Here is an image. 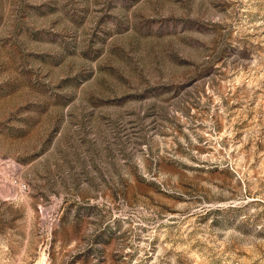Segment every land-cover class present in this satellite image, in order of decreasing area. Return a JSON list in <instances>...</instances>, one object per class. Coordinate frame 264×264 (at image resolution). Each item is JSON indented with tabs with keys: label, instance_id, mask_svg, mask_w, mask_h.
Wrapping results in <instances>:
<instances>
[{
	"label": "rangeland",
	"instance_id": "obj_1",
	"mask_svg": "<svg viewBox=\"0 0 264 264\" xmlns=\"http://www.w3.org/2000/svg\"><path fill=\"white\" fill-rule=\"evenodd\" d=\"M0 264H264V0H0Z\"/></svg>",
	"mask_w": 264,
	"mask_h": 264
},
{
	"label": "built area",
	"instance_id": "obj_2",
	"mask_svg": "<svg viewBox=\"0 0 264 264\" xmlns=\"http://www.w3.org/2000/svg\"><path fill=\"white\" fill-rule=\"evenodd\" d=\"M18 188L19 189H23L24 188V185L23 184H19Z\"/></svg>",
	"mask_w": 264,
	"mask_h": 264
}]
</instances>
